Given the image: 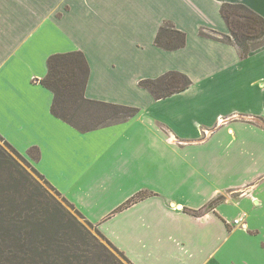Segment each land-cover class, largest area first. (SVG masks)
Here are the masks:
<instances>
[{
  "label": "crops",
  "instance_id": "1",
  "mask_svg": "<svg viewBox=\"0 0 264 264\" xmlns=\"http://www.w3.org/2000/svg\"><path fill=\"white\" fill-rule=\"evenodd\" d=\"M223 3L264 18V0H0V136L132 264H264V46L200 36L228 34ZM166 22L182 48L154 44ZM71 51L85 98L138 113L88 132L55 117L40 80ZM168 71L191 85H138Z\"/></svg>",
  "mask_w": 264,
  "mask_h": 264
},
{
  "label": "trees",
  "instance_id": "2",
  "mask_svg": "<svg viewBox=\"0 0 264 264\" xmlns=\"http://www.w3.org/2000/svg\"><path fill=\"white\" fill-rule=\"evenodd\" d=\"M219 12L228 34L212 37L200 30V36L234 46L241 59L264 46L262 16L241 3H223ZM154 44L164 50H176L184 46L185 34L166 22L158 29ZM46 66L47 73L40 84L53 95L51 113L76 130L88 132L138 113L135 107L84 97L89 68L82 52L52 54ZM191 83L184 73L168 71L154 79H142L138 85L159 100L185 90ZM0 140L18 154L1 136ZM33 172L56 195L62 196L34 167ZM62 199L83 222L71 216L0 150V264H121L105 245L132 264L72 204ZM222 200L218 196L206 208H213ZM188 212L197 216L202 211ZM92 228L97 236L90 233Z\"/></svg>",
  "mask_w": 264,
  "mask_h": 264
},
{
  "label": "rangeland",
  "instance_id": "3",
  "mask_svg": "<svg viewBox=\"0 0 264 264\" xmlns=\"http://www.w3.org/2000/svg\"><path fill=\"white\" fill-rule=\"evenodd\" d=\"M216 123L215 125L219 126L221 125L219 118L215 119ZM202 133H200V135H206L207 132L205 130L201 131ZM0 150H2V152L8 156L10 158L11 161H14V163L18 166V168L22 171H24L26 174H28L38 185L42 186V188L54 199L56 200L58 203H60V205H62V207L67 210L71 216H73L76 220L83 222V220L75 213V211L70 207V205L66 202L63 201L62 196L56 195L54 193V191H52L48 186H46L43 182V180H41L37 175H35V173L33 172V165L31 164V158L30 156H33V152L30 151V153L26 154V155H21V154H17L13 151H11L8 147H6L4 145V143L0 140ZM90 233L94 236H97L94 229H89ZM107 250L110 252V254H112V256L114 258H116V260H118V262H120L121 264H127L125 262V260L118 255L113 249H111L108 245H105Z\"/></svg>",
  "mask_w": 264,
  "mask_h": 264
},
{
  "label": "built area",
  "instance_id": "4",
  "mask_svg": "<svg viewBox=\"0 0 264 264\" xmlns=\"http://www.w3.org/2000/svg\"><path fill=\"white\" fill-rule=\"evenodd\" d=\"M240 222H241V219H235L233 220V225H238L240 224Z\"/></svg>",
  "mask_w": 264,
  "mask_h": 264
}]
</instances>
